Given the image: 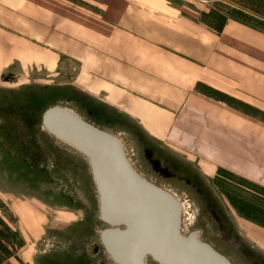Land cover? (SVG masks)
I'll return each mask as SVG.
<instances>
[{
  "label": "crops",
  "instance_id": "0c3cea01",
  "mask_svg": "<svg viewBox=\"0 0 264 264\" xmlns=\"http://www.w3.org/2000/svg\"><path fill=\"white\" fill-rule=\"evenodd\" d=\"M212 1L0 0V89L5 73L37 75L29 96L92 118L139 172L186 197H213L221 172L264 186V120L251 115L264 114V32L209 27ZM22 208L30 241L12 263L49 264L38 210Z\"/></svg>",
  "mask_w": 264,
  "mask_h": 264
},
{
  "label": "rangeland",
  "instance_id": "374dc122",
  "mask_svg": "<svg viewBox=\"0 0 264 264\" xmlns=\"http://www.w3.org/2000/svg\"><path fill=\"white\" fill-rule=\"evenodd\" d=\"M208 3L202 19L209 27L218 29L236 16L264 32V0ZM234 8L259 20L238 15L232 11ZM36 76L24 77L16 72L3 76L0 199L8 205L16 221H11L10 216L0 210V224L10 232L18 254L25 252L30 240L21 230L19 218L23 219V203L31 202L38 210L42 226L36 243L38 253L51 254L49 264H61L75 254L81 255L88 264H114L98 241L97 233L107 225L98 217L96 190L87 159L41 129L42 112L59 104L44 102L36 89L32 97L24 91L26 85L39 83L34 82ZM257 115L264 120V115ZM126 149L129 157L132 156L127 146ZM154 183L171 191L184 203V234L199 231L202 241L208 242L233 264H264L263 185L224 172L211 183L213 197L194 199L171 190L167 184ZM63 254L67 256L64 255V259L60 257Z\"/></svg>",
  "mask_w": 264,
  "mask_h": 264
},
{
  "label": "water",
  "instance_id": "95a60500",
  "mask_svg": "<svg viewBox=\"0 0 264 264\" xmlns=\"http://www.w3.org/2000/svg\"><path fill=\"white\" fill-rule=\"evenodd\" d=\"M41 129L87 159L107 225L98 241L114 264H233L199 231L182 233L184 203L137 170L120 137L63 105L42 112Z\"/></svg>",
  "mask_w": 264,
  "mask_h": 264
},
{
  "label": "trees",
  "instance_id": "16d2710c",
  "mask_svg": "<svg viewBox=\"0 0 264 264\" xmlns=\"http://www.w3.org/2000/svg\"><path fill=\"white\" fill-rule=\"evenodd\" d=\"M232 11L237 13L238 15H242V16L250 18V19L259 20L258 18L251 16L250 14L245 12L244 10L234 8V10H232ZM232 19L237 20L241 23L247 24L249 26H252L253 28L258 29L260 31H263L262 29H259L255 26L249 24L248 21L240 19L239 17L234 16V17H232ZM262 21H264V20H262ZM222 96H224V98H226L227 101L229 103L233 104L234 106H237L240 108L245 107V106L243 107V104H241L240 102H237V101L235 102L234 99H231L226 95H222ZM251 115L259 116L257 114H251ZM261 115H264V114H261ZM261 119H263V117H261ZM222 173H224V172H221V174ZM217 178H218V176L215 178V180ZM0 210H2L6 215H9L11 221H16V218H14L10 214L11 212H10L8 205L1 199H0ZM17 255H18V247L16 246L10 232L8 230H6L4 227H2L0 224V264H13L12 259L17 257Z\"/></svg>",
  "mask_w": 264,
  "mask_h": 264
},
{
  "label": "bare ground",
  "instance_id": "6f19581e",
  "mask_svg": "<svg viewBox=\"0 0 264 264\" xmlns=\"http://www.w3.org/2000/svg\"><path fill=\"white\" fill-rule=\"evenodd\" d=\"M183 233V232H182Z\"/></svg>",
  "mask_w": 264,
  "mask_h": 264
}]
</instances>
